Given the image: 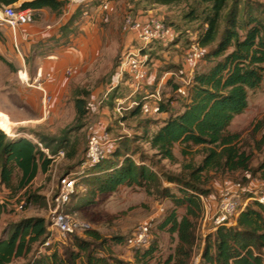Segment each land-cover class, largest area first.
<instances>
[{
    "label": "trees",
    "instance_id": "1",
    "mask_svg": "<svg viewBox=\"0 0 264 264\" xmlns=\"http://www.w3.org/2000/svg\"><path fill=\"white\" fill-rule=\"evenodd\" d=\"M184 1L139 0L149 6H170ZM19 3L16 9L31 10L34 18L44 9L61 14L64 7L61 0H0V10ZM184 21L201 23L202 29L195 40L207 50L205 59L214 64L206 71L198 73L196 70L194 83L187 96L183 97L180 111L173 112L174 97L163 100L160 115L166 114L167 117L159 119L158 129L151 134L148 126L144 125L140 139L150 145L156 156L170 162L177 161L176 146L182 147L183 155H188L194 147H201L204 153L199 166L187 167L189 181L170 177L165 179L177 188L179 195L172 193L168 187L161 190L173 203L174 209L160 228L178 237V258L181 255L184 258L182 264H187L197 246L196 224L192 219L202 215L201 197L209 195L208 190L199 187L205 176L216 171L243 172L264 182V160L253 169L252 155L240 147V135L230 132L235 119L249 108L250 94L264 84V5L255 0H194ZM181 34L167 46L179 41ZM187 42L186 47H189L192 41ZM171 66L166 73H175ZM177 67L182 70V65ZM166 80L170 85L174 82L173 92L177 94L178 84L174 78ZM142 103L143 97L133 108V117L144 114ZM75 106L79 119L84 118L87 112L84 99L78 98ZM153 124L158 125V122ZM125 139L121 137L115 149L98 164L83 168L86 159L80 162V171L76 175L78 184L90 188V195L82 206L92 204L98 195L115 193L122 186L143 187L150 183H162L161 177L150 169L156 168L154 163L145 159L131 140ZM38 141L53 153L64 150L62 141L54 150L45 138ZM135 156L140 164L134 160ZM50 164L51 161L45 158L33 141L12 139L0 130L1 190L15 194L27 190L37 177L39 167L46 174ZM18 175L20 179L16 183ZM77 196L78 193L72 199ZM32 202H40L39 197L30 195L25 203L28 205ZM80 207H74V210ZM179 208H186V215L181 218L177 213ZM68 212L76 213L69 209ZM86 234L89 241L76 238L72 249L63 252H60L58 245L45 248L46 252L32 257L29 264H122L115 259L112 245L122 244L123 238L106 239L96 231H87ZM49 237V223L45 218L22 219L13 226L7 239H0V264H12L18 258L28 257L35 244L43 248ZM157 249L156 244L149 243L147 247L134 250L135 264H161L160 261L154 262ZM263 250L264 205L255 203L240 215L236 226H222L206 237L199 264H264ZM172 261L171 258L164 264H171Z\"/></svg>",
    "mask_w": 264,
    "mask_h": 264
},
{
    "label": "rangeland",
    "instance_id": "2",
    "mask_svg": "<svg viewBox=\"0 0 264 264\" xmlns=\"http://www.w3.org/2000/svg\"><path fill=\"white\" fill-rule=\"evenodd\" d=\"M61 1L64 3L61 14L51 12V18L44 24L45 29L48 26H52L54 29L56 20L60 16H65L61 27L56 32V34L61 35V38L49 40L47 43H41L36 47L41 45L39 49L42 53L47 54L55 53L61 47L76 49L79 47L84 51L83 62L78 65H70L75 68V72L73 75H66L65 78L67 93L65 103L59 110L54 107L47 119H44L42 113L45 122L40 126L41 129L37 126L33 127L32 125L35 124L33 123L23 126L13 125L9 133L4 132L12 139L26 138L32 141L34 138L38 140L43 137L47 144L52 147V150L56 149L60 145L59 142L62 141L61 145L64 147L65 158L58 163L56 178L79 173L80 162L86 159V149L91 134L107 131L114 141L109 152L120 143L121 137L131 140L134 148L145 159L154 163L161 175L162 183H150L143 187L122 186L115 193L98 195L93 199L92 204L85 206L82 205L90 195V188L86 189L84 185L79 183L77 186L78 196L72 199L68 209L71 212L76 211L73 214L88 221L92 226L90 231H96L106 239L112 237L124 239L122 244L112 245L115 259L122 264H135L136 252L126 244V240L133 235L139 225L145 223L152 224L150 243L158 246L154 262L160 261L161 264H164L172 258L171 264H182L184 258L181 255L178 258L179 253L177 252L178 237L160 228L174 209L173 203L161 193V190L168 187L171 188L172 193L179 195L177 188L165 179L170 177L189 181L187 167L189 165L199 166L204 158V153L201 147H194L188 155H183L182 147L176 146V162L163 160L156 156L150 145L140 138L143 135L144 125L148 126V131L151 134L158 129L159 119H163L167 115L146 116L141 114L133 117V108L130 109L131 104L133 101L138 103L143 95H135L130 98L133 92L130 79L128 76L118 79L117 68L128 49L138 46L135 41L128 42L127 36L122 32L125 16L127 14H140L163 19L172 26L176 36L182 34L179 41L173 42L169 46H167L168 43L165 44L166 47L152 46L153 50L149 54L153 55L150 56L148 65L149 78L152 84L148 85L147 90L160 89L164 101L169 97H174L173 112L180 111L183 97L174 94L173 81L170 85L169 80L162 81V79L166 71L170 70V64H172V71L175 73L180 71L177 66L182 65L181 57L183 51L188 47H186L187 41L195 40L200 29H202L200 22L186 23L184 21V16L190 10L194 0H185L170 6H149L140 3L139 0H113L108 11L103 10L101 0H90L76 8V5L72 4V0ZM255 1L264 5V0ZM19 6L20 3L13 7L18 8ZM0 12L2 11L0 10ZM177 60L180 61L174 62ZM213 64L214 62L205 59L197 67V72L206 71ZM113 86L116 87L109 94V100L99 111L92 114L86 112L84 118L79 119L75 106L78 98L84 99L86 107L87 102L102 98ZM119 108H121L120 112L118 111ZM155 122H158V125H154ZM1 123L4 127L5 124ZM150 123L151 125H149ZM230 132L240 135L241 149L252 155L251 167L257 168L264 160V146L262 145L264 138V84L258 91L250 94L249 108L245 114L235 119L230 127ZM20 146L21 144L17 148ZM134 158L137 160L136 156ZM54 168L55 166L52 169L49 168L48 174L40 177L36 184L31 185L27 190L15 194L0 189V199L5 203L0 212V239H7L13 226L28 216L43 217L49 223L46 196L51 191L53 182L55 181V185L57 184V180L53 179ZM19 179L20 176L18 175L15 182L17 183ZM255 180L260 181L259 177L254 178L251 174L243 172L216 171L205 176L199 187L209 191V195L204 197L205 203L208 205L209 217L205 221L206 210L203 208L202 215L198 219H192L196 224L197 246L187 264H199L201 262L205 239L212 227V215L221 192L237 183L247 186L249 181ZM30 195L39 197L40 202H32L24 210H17L21 203L28 202ZM74 207H80V209L74 210ZM177 213L180 218L185 216L186 208H179ZM86 233L79 232L55 243L53 240L52 244L58 245L60 252H63L65 249H72L76 238L89 241ZM45 252L40 244H35L28 257L18 258L12 264H29L32 257Z\"/></svg>",
    "mask_w": 264,
    "mask_h": 264
},
{
    "label": "built area",
    "instance_id": "3",
    "mask_svg": "<svg viewBox=\"0 0 264 264\" xmlns=\"http://www.w3.org/2000/svg\"><path fill=\"white\" fill-rule=\"evenodd\" d=\"M89 1L72 0V4L80 6ZM101 1L103 10L108 11L113 0ZM33 20L34 17L31 10L18 11L15 7L9 6L0 12V22L7 23L14 30L29 25ZM122 32L127 36L128 42L135 41L138 46L128 49L122 57L117 68V77L120 79L121 77L128 76L131 82V88L133 89L131 98L135 95H143L142 111L145 115H160L161 103L163 102L160 89L153 91L147 90L148 85H151L148 71L150 62L149 52L153 50V45H165L166 43L172 42L177 36L163 19L140 14H127L124 18ZM206 54L207 50L197 43L196 40H192V43L183 54L182 70L178 73L166 74V78L173 77L178 84V95L182 97L187 96L189 89L194 83L197 67L204 61ZM74 72L75 68L72 66L65 70V74L69 76L73 75ZM52 78L53 74L51 72L40 71L35 79V84L43 94L41 105L44 119L49 118L54 110V97L47 88V83ZM21 80L28 84L27 79L23 80L21 77ZM115 87H111L102 98L87 102L85 107L87 113L92 114L99 111L109 100V94ZM134 106H138L136 101L132 102L130 109L134 108ZM118 111L120 112L121 108ZM32 141L44 154L45 158L51 161L50 169L55 166L53 179L57 180V184L55 185V181L53 182L51 191L46 196L50 237L43 245V249H45L51 247L56 241L59 242L79 232L90 231L92 226L88 221L81 219L76 214L68 212L72 197L77 193L79 179L73 174L56 178V169L58 163L65 158V151L60 150L53 153L36 138L32 139ZM113 143L114 141L107 131L100 134H91L86 149L85 167L94 166L103 161L107 157ZM134 160L137 164H140L135 158ZM150 169L161 177L156 168L150 167ZM201 201L203 208L206 210L204 214L206 221L209 217V212L204 196L201 197ZM255 203L264 205V182L261 180L251 181L247 186H244L242 183H237L227 188L224 192H221L214 214L212 215V227L209 230V234L216 233L222 226H236L240 215ZM3 204L5 203L0 199V212ZM26 206V203H21L17 207V210L22 211ZM151 231L152 224L145 223L139 225L133 235L128 238L126 244L134 250L147 247L150 243ZM53 240L54 243L52 244Z\"/></svg>",
    "mask_w": 264,
    "mask_h": 264
},
{
    "label": "crops",
    "instance_id": "4",
    "mask_svg": "<svg viewBox=\"0 0 264 264\" xmlns=\"http://www.w3.org/2000/svg\"><path fill=\"white\" fill-rule=\"evenodd\" d=\"M51 12L53 11L50 9L40 11L34 22L18 30H14L5 22H0L2 34L0 37V129L6 133L12 130L13 125L35 123L32 126L41 129L40 126L45 122L42 118L41 105L43 94L35 84L36 76L40 71L53 74L52 80L47 83V88L54 97L55 109L59 110L65 103L67 94L65 70L70 65L83 62L84 51L79 47L78 49L61 47L55 53L48 54L42 53L39 49L41 45L36 47L49 40L61 38L56 32L65 16H60L56 20L54 29L52 26L44 28V24L51 18ZM174 62L178 63L179 60ZM166 74L162 81H166ZM21 77L23 80L27 79L28 84L24 83ZM150 82L152 84L151 79ZM1 122L5 124L4 127ZM47 174H44L39 167L37 177L31 185L36 184L40 177Z\"/></svg>",
    "mask_w": 264,
    "mask_h": 264
}]
</instances>
